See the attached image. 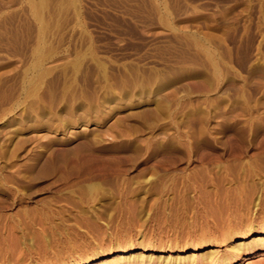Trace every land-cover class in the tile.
Returning a JSON list of instances; mask_svg holds the SVG:
<instances>
[{"label":"rangeland","instance_id":"1","mask_svg":"<svg viewBox=\"0 0 264 264\" xmlns=\"http://www.w3.org/2000/svg\"><path fill=\"white\" fill-rule=\"evenodd\" d=\"M252 228L264 0H0V264L129 244L238 264ZM254 250L239 264H264Z\"/></svg>","mask_w":264,"mask_h":264},{"label":"bare ground","instance_id":"2","mask_svg":"<svg viewBox=\"0 0 264 264\" xmlns=\"http://www.w3.org/2000/svg\"><path fill=\"white\" fill-rule=\"evenodd\" d=\"M88 220V219H84ZM259 235V237L254 239V242H248L249 239H251L253 236ZM50 246V245H49ZM229 246V245H228ZM263 247L264 246V229L257 230V229H251L250 232L246 235H240L237 236L235 239L231 240V244L229 247H231V250H229L232 254L234 253H246L243 257L239 256V259L236 261V263H242L246 260L251 259V257L255 254V247ZM210 246L209 243H203L200 245L191 246L188 248H181L177 249V254H188L190 258L188 259L191 262H196L199 260L198 258H193L192 256L199 255L201 252L205 249H208ZM140 252L139 255L135 254V252ZM208 251V250H207ZM211 253H216V249L210 250ZM248 251V252H247ZM159 253L162 254H169V253H175L170 248H157L154 246H148V247H141L136 244H129L122 250H111L109 252L108 256H102V253H91V255H87L83 258L72 259L69 263H61V264H153V263H163V264H170L173 263L174 260L172 259H165L161 258L162 256L158 257H152L149 254ZM148 254V255H147ZM229 256V255H228ZM249 256V257H247ZM167 257V256H166ZM226 257V256H225ZM225 261L228 260L225 258ZM59 264V263H55ZM235 264V263H234Z\"/></svg>","mask_w":264,"mask_h":264}]
</instances>
